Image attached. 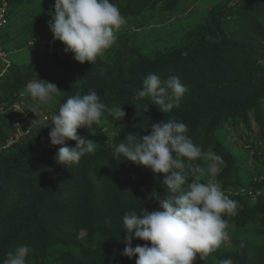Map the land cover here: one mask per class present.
<instances>
[{
    "label": "trees",
    "instance_id": "trees-1",
    "mask_svg": "<svg viewBox=\"0 0 264 264\" xmlns=\"http://www.w3.org/2000/svg\"><path fill=\"white\" fill-rule=\"evenodd\" d=\"M33 2L7 0V17ZM111 2L126 19L142 15L147 6H151L152 15L160 3L172 12L181 0ZM222 10L220 7L204 26L191 32L184 48L149 58L136 47L121 46L112 63L99 59L94 64L79 63V83L71 80L70 69L60 74L47 67L39 74L16 77L6 100L12 105L22 101V90L29 81L41 79L60 91L53 94L52 115L69 95H84L94 89L108 108L123 106L126 116L117 121L105 112L92 129H78V135L100 142L95 152L85 154L78 164L55 162L60 146L50 145L52 115L36 127H31L30 117L23 128L28 133L0 151V264L22 244L32 249L27 264H135V258L123 254V217L133 211L140 215L143 209L157 210L154 194L163 198L169 193L162 184L163 174L127 162L123 156L115 159L112 146L125 141L128 134L137 140L150 135L151 123L167 119L184 122L187 135L205 154L192 161L203 169L202 183H206L209 163L206 154L212 151L222 157L216 183L237 202L235 215L223 217L227 229L233 230L230 241L234 250L214 251L204 260L197 254L193 264H219L223 259H231L233 264H264V145L252 156L257 167L251 172L249 154L235 149L226 138L227 125L250 127L251 119L264 135V0H243L228 12L233 17L227 19H223L227 14ZM149 73L162 79L179 77L187 89L179 108L165 114L148 98H135L133 90L142 89ZM145 104H149L147 112L143 110ZM8 114L23 119L16 109ZM110 123L117 124L119 131L106 144L100 140ZM11 139L9 128L2 122L0 146ZM67 146L75 147V141H68ZM250 192L260 193L253 207H248ZM145 243L134 239L132 246Z\"/></svg>",
    "mask_w": 264,
    "mask_h": 264
},
{
    "label": "clouds",
    "instance_id": "clouds-1",
    "mask_svg": "<svg viewBox=\"0 0 264 264\" xmlns=\"http://www.w3.org/2000/svg\"><path fill=\"white\" fill-rule=\"evenodd\" d=\"M49 15L53 40L61 42L65 53L74 54L80 64H94L115 43L116 32L126 23L111 0H55L54 12L50 11ZM186 90L176 75L162 79L158 74L149 73L142 89L133 91L136 99L148 98L166 114L179 108ZM24 91L32 101L30 112L34 114L54 100V93H60L55 84L41 79L29 81ZM143 110L149 111V104ZM105 112L117 121L126 116L123 106L108 108L94 89L84 95H69L59 105L58 113L51 117L49 132L50 145L60 146L54 157L58 165L78 164L85 154L95 152L98 144L78 135V129H92ZM150 129V135L137 140V136L128 134L125 141L112 146L115 159L123 156L127 162L143 165L154 174H163L162 184L169 193L163 198L154 194L159 204L157 210L143 209L140 215L134 211L125 213L123 254L129 259L135 258V264H193L197 254L204 260L228 238V224L223 217L235 215L237 202L218 183L201 182L203 169L192 161L205 154L187 135L184 122L167 119L160 124L151 123ZM27 133L24 131L22 136ZM89 134L93 136L94 132ZM68 141H75L76 146H67ZM8 144L11 147L14 142ZM206 159L207 171L215 177L223 159L212 151L206 154ZM134 239L146 243L133 247ZM31 251L30 246L22 244L2 264H27ZM219 264H233V261L223 259Z\"/></svg>",
    "mask_w": 264,
    "mask_h": 264
},
{
    "label": "rangeland",
    "instance_id": "rangeland-1",
    "mask_svg": "<svg viewBox=\"0 0 264 264\" xmlns=\"http://www.w3.org/2000/svg\"><path fill=\"white\" fill-rule=\"evenodd\" d=\"M242 2L243 0H181L179 6L172 12L163 9V3H160L154 12L152 11V15H149L151 6H147L143 9L142 15L126 18V23L116 32L115 43L97 59L112 63V57L116 56L121 46L129 49L136 47L142 55L149 58L184 48L189 34L204 26L220 7L223 8V13L227 14L223 19H227L233 17L228 12ZM54 4L55 0H34L33 4L27 5L24 9L14 10L8 16L7 24L0 28L2 29L0 31V125L2 122L6 124L14 143L24 134L23 128L29 123L30 117V122L38 121L31 127L38 126L50 118L54 105L52 101L48 105L41 106L36 114L30 112L32 101L25 94V89L22 90L20 103L12 105L10 101H6L18 75L39 74L49 67L60 74L70 69L73 82L79 83L82 80L80 64L74 59V54H66L65 46L59 41H54L49 30L48 24L51 19L49 12H54ZM15 109L22 114L23 119L20 120V116L16 118L9 116V111ZM118 131L117 124H107L103 131L104 138L100 141L111 143ZM227 132V141L235 149H244L249 154V170L255 172L257 166L252 156L260 146L264 145V135L258 124L251 119L250 127L244 124L237 128L227 125ZM217 175L211 177L206 171L204 179L206 183L209 181L216 183ZM259 196L260 193L247 196L248 207H253L259 201ZM227 231L228 238L216 249L219 254L234 250V245L230 241L233 230L227 229Z\"/></svg>",
    "mask_w": 264,
    "mask_h": 264
},
{
    "label": "built area",
    "instance_id": "built-area-1",
    "mask_svg": "<svg viewBox=\"0 0 264 264\" xmlns=\"http://www.w3.org/2000/svg\"><path fill=\"white\" fill-rule=\"evenodd\" d=\"M7 11H8L7 0H1L0 1V28H2L8 22ZM13 142L14 141L12 140V142H10L8 146L11 145ZM6 147L7 146H0V151L2 149H5ZM250 194L252 193L250 192Z\"/></svg>",
    "mask_w": 264,
    "mask_h": 264
}]
</instances>
